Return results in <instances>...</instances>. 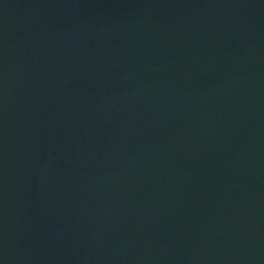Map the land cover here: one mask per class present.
<instances>
[{
  "label": "water",
  "instance_id": "1",
  "mask_svg": "<svg viewBox=\"0 0 264 264\" xmlns=\"http://www.w3.org/2000/svg\"><path fill=\"white\" fill-rule=\"evenodd\" d=\"M0 264H264V0H0Z\"/></svg>",
  "mask_w": 264,
  "mask_h": 264
}]
</instances>
